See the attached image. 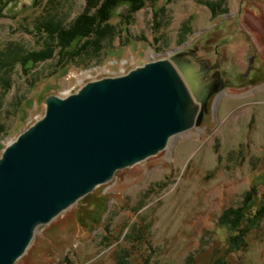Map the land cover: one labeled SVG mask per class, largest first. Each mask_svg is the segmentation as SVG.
Segmentation results:
<instances>
[{
  "label": "rangeland",
  "instance_id": "1",
  "mask_svg": "<svg viewBox=\"0 0 264 264\" xmlns=\"http://www.w3.org/2000/svg\"><path fill=\"white\" fill-rule=\"evenodd\" d=\"M144 2L129 19L127 5L116 8L117 36L87 63L56 55L16 65L12 88L0 87V158L44 116L49 96L151 61L193 63L196 85L209 91L208 112L39 225L15 264H264V0ZM207 2L217 3L216 15ZM86 4L0 0V51L10 44L40 50L36 22L56 15L70 24ZM228 211L242 217L234 229L222 221Z\"/></svg>",
  "mask_w": 264,
  "mask_h": 264
},
{
  "label": "water",
  "instance_id": "2",
  "mask_svg": "<svg viewBox=\"0 0 264 264\" xmlns=\"http://www.w3.org/2000/svg\"><path fill=\"white\" fill-rule=\"evenodd\" d=\"M253 63L249 58L247 75ZM195 67L151 61L127 74L90 81L65 97L47 98L44 116L0 158V264H15L39 225L117 170L166 148L172 136L191 128L201 110L208 112L209 91L200 92Z\"/></svg>",
  "mask_w": 264,
  "mask_h": 264
},
{
  "label": "trees",
  "instance_id": "3",
  "mask_svg": "<svg viewBox=\"0 0 264 264\" xmlns=\"http://www.w3.org/2000/svg\"><path fill=\"white\" fill-rule=\"evenodd\" d=\"M144 0H87L86 7L70 24L56 15H50L36 22V29L44 40L40 50H28L21 45L10 44L0 51V87L8 92L13 85V72L17 64H37L54 58L59 61H77L81 59L88 62L98 54L104 47L105 42L113 40L117 36V30L110 23L116 8L127 5V14L123 15L129 19L134 13L144 6ZM207 5L217 14V3ZM264 216V205L258 211ZM231 212L224 214L222 220L231 229L239 225L238 215L233 220ZM237 236L232 237L236 243ZM239 239V238H238ZM117 264H131L127 258H120Z\"/></svg>",
  "mask_w": 264,
  "mask_h": 264
}]
</instances>
